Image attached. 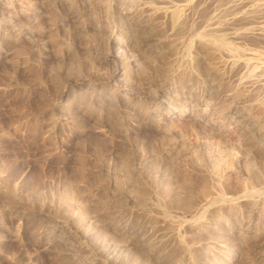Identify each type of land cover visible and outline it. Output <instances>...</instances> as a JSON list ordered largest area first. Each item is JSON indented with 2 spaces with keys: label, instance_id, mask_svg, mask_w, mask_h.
Here are the masks:
<instances>
[{
  "label": "rangeland",
  "instance_id": "obj_1",
  "mask_svg": "<svg viewBox=\"0 0 264 264\" xmlns=\"http://www.w3.org/2000/svg\"><path fill=\"white\" fill-rule=\"evenodd\" d=\"M0 264H264V0H0Z\"/></svg>",
  "mask_w": 264,
  "mask_h": 264
},
{
  "label": "bare ground",
  "instance_id": "obj_2",
  "mask_svg": "<svg viewBox=\"0 0 264 264\" xmlns=\"http://www.w3.org/2000/svg\"><path fill=\"white\" fill-rule=\"evenodd\" d=\"M215 44H217V45H220V44H222V43H220V41H218L217 43H215ZM216 46V45H215Z\"/></svg>",
  "mask_w": 264,
  "mask_h": 264
}]
</instances>
